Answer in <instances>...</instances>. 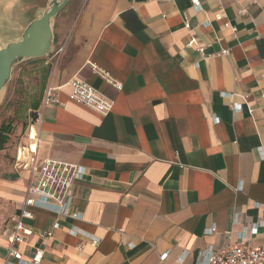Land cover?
Wrapping results in <instances>:
<instances>
[{"label":"crops","instance_id":"1","mask_svg":"<svg viewBox=\"0 0 264 264\" xmlns=\"http://www.w3.org/2000/svg\"><path fill=\"white\" fill-rule=\"evenodd\" d=\"M199 4L69 2L59 31L71 36L48 81L64 104L44 107L42 97L0 193L15 205L13 221L29 185L17 150L35 145L37 131L39 160L86 168L71 187L80 217L34 208L26 258L42 247V264H198L210 247L264 246V0ZM33 18L25 6V21ZM74 76L114 99L109 115L70 98Z\"/></svg>","mask_w":264,"mask_h":264},{"label":"built area","instance_id":"2","mask_svg":"<svg viewBox=\"0 0 264 264\" xmlns=\"http://www.w3.org/2000/svg\"><path fill=\"white\" fill-rule=\"evenodd\" d=\"M196 7H199V0H192ZM185 27L190 28V22L187 15L184 16ZM227 27L231 26L229 23ZM202 52V49L199 48ZM227 54L228 50H224ZM264 61V59H263ZM92 69L104 80L113 84L118 90L122 89V83L117 81L110 72L92 64ZM72 90L70 98L75 102L86 106L95 112L107 116L114 107V99L107 96L99 88L91 83L74 76L70 79ZM58 87L48 84L43 95V106L63 105L64 102L57 94ZM235 96V93L229 94ZM243 98L246 100L247 96ZM233 110H240L241 105L231 104ZM253 109L250 108V112ZM37 119H35V122ZM34 122V123H35ZM35 145L20 146L17 150V164L21 168L29 170V185L25 198L21 201L17 218L13 219L12 231L8 236L6 247L5 264H42L45 255V249L35 247V250L29 257H25L20 246L26 242V238L31 234V228L28 220L34 217L33 209L38 206H47L56 213L62 215H71L73 218H79L78 212L71 213L70 207L73 200L72 184L78 179H82L86 173L85 166L65 160L54 158H45L39 160L37 157L40 135L36 131L32 136ZM257 231L258 226H254ZM215 227L210 228L209 232H214ZM76 233V229L71 231ZM52 231H45L41 234L43 238H51ZM93 244H98L99 240H92ZM198 264H264V246L258 248H248L242 242L239 244H225L218 248L210 247L207 250L205 259Z\"/></svg>","mask_w":264,"mask_h":264},{"label":"rangeland","instance_id":"3","mask_svg":"<svg viewBox=\"0 0 264 264\" xmlns=\"http://www.w3.org/2000/svg\"><path fill=\"white\" fill-rule=\"evenodd\" d=\"M49 1L0 0V47L21 38L31 21L26 22L24 19L25 6L35 18L48 6ZM68 6L69 4L53 19L54 45L50 54L42 58L26 59L16 64L10 80L0 92V126L6 123L12 127L8 142L0 150V178L9 172L15 146L25 141L29 126L35 122L34 114L37 112L33 109V104L42 99L53 67L64 56V46L71 32L68 29L61 36L59 21ZM14 210L13 201L5 200L0 193V243L1 238L5 237L12 227Z\"/></svg>","mask_w":264,"mask_h":264},{"label":"water","instance_id":"4","mask_svg":"<svg viewBox=\"0 0 264 264\" xmlns=\"http://www.w3.org/2000/svg\"><path fill=\"white\" fill-rule=\"evenodd\" d=\"M71 0H50L48 6L30 21L20 39L0 47V92L11 78L16 64L50 54L54 45L53 19Z\"/></svg>","mask_w":264,"mask_h":264},{"label":"trees","instance_id":"5","mask_svg":"<svg viewBox=\"0 0 264 264\" xmlns=\"http://www.w3.org/2000/svg\"><path fill=\"white\" fill-rule=\"evenodd\" d=\"M50 66L48 67V69ZM45 91V90H44ZM40 99L33 104V109L36 111L39 107ZM34 118H37V114H34ZM12 127L9 124H2L0 126V150H2L5 144L8 142Z\"/></svg>","mask_w":264,"mask_h":264}]
</instances>
